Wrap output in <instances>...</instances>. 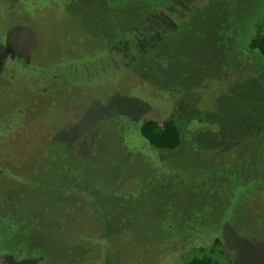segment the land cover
Returning <instances> with one entry per match:
<instances>
[{
	"label": "rangeland",
	"instance_id": "obj_1",
	"mask_svg": "<svg viewBox=\"0 0 264 264\" xmlns=\"http://www.w3.org/2000/svg\"><path fill=\"white\" fill-rule=\"evenodd\" d=\"M175 6L180 26L159 10ZM263 14L264 0H0V112L33 100L29 80L48 86L0 143V264H186L219 235L220 263L264 264V58L245 32ZM171 117L182 145L145 146L137 124Z\"/></svg>",
	"mask_w": 264,
	"mask_h": 264
},
{
	"label": "trees",
	"instance_id": "obj_2",
	"mask_svg": "<svg viewBox=\"0 0 264 264\" xmlns=\"http://www.w3.org/2000/svg\"><path fill=\"white\" fill-rule=\"evenodd\" d=\"M159 10L164 11L163 13L168 15L169 20L175 25L180 26V24L182 23V21H180L177 16L178 14H181L183 12L180 6H175L174 8L169 10H165L164 7H162ZM253 24L255 28L254 32L250 33V25H252L251 23L248 25L247 30L245 31L246 45H250L251 49L256 50L257 53L259 52L260 55L264 58V14L255 22H253ZM126 38L127 37L124 36V39ZM121 41L122 37L120 38V42ZM225 41L229 42L226 39ZM230 42H232V40H230ZM116 47L120 48L118 46ZM112 48L114 51V54L112 56H114V58H117L118 55L115 56V53L116 51L119 53L121 48L118 50L115 48V46ZM241 50L243 54L246 51L245 48H241ZM107 66L111 68L112 64ZM101 67L103 68V63H101ZM54 78L57 81L59 79V77L56 75L54 76ZM29 81L37 82L34 84L37 88L32 92L30 90L28 94V96H33V100L27 101L28 99L25 98L24 100L10 107L6 111L0 112V143H2L5 139L9 138L10 136L13 137L15 135H18L19 131H24V128L29 126L30 121L35 120L37 117V115H34L33 110L31 108H34L35 105L38 104L37 95H39L48 86L45 83V79L42 77L38 78L37 80ZM136 130L142 137L141 139L144 140L145 146H149V148L151 149H158L160 152H164L166 150H176L183 143V136L181 133L180 125L178 121L172 117L165 118L163 120L146 118L142 121L140 125L137 124ZM7 160L9 159L6 158V161ZM6 161L0 163V167L3 170H6L8 167V162ZM224 244L227 245V243L224 242L222 235L216 236L210 244H201L199 247L196 248L198 250H195V252H193L194 254L189 253L193 255H190V257L188 256L189 259L186 261V264H222L219 262L221 256L230 255L226 249H222Z\"/></svg>",
	"mask_w": 264,
	"mask_h": 264
}]
</instances>
